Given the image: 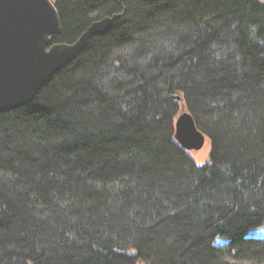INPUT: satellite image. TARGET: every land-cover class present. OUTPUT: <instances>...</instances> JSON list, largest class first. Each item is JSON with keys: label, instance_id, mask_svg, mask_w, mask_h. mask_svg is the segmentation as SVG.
<instances>
[{"label": "trees", "instance_id": "trees-1", "mask_svg": "<svg viewBox=\"0 0 264 264\" xmlns=\"http://www.w3.org/2000/svg\"><path fill=\"white\" fill-rule=\"evenodd\" d=\"M52 1L51 43L120 18L0 113V264H264V0Z\"/></svg>", "mask_w": 264, "mask_h": 264}, {"label": "water", "instance_id": "water-1", "mask_svg": "<svg viewBox=\"0 0 264 264\" xmlns=\"http://www.w3.org/2000/svg\"><path fill=\"white\" fill-rule=\"evenodd\" d=\"M119 18L114 14L92 22L71 44L51 43L61 33L51 0H0V113L29 105L92 37L105 34ZM174 139L185 152L198 151L205 143L185 111L176 117Z\"/></svg>", "mask_w": 264, "mask_h": 264}, {"label": "rangeland", "instance_id": "rangeland-1", "mask_svg": "<svg viewBox=\"0 0 264 264\" xmlns=\"http://www.w3.org/2000/svg\"><path fill=\"white\" fill-rule=\"evenodd\" d=\"M182 112H184V111H182ZM209 151H210V144L206 140L204 146L200 150L191 151V152H189V155L197 166H204V165L209 164ZM248 236L255 238V239L264 240V226L258 227L256 229L250 231L248 233ZM214 245L216 247H224L225 241L223 239L216 238L214 240Z\"/></svg>", "mask_w": 264, "mask_h": 264}, {"label": "bare ground", "instance_id": "bare-ground-1", "mask_svg": "<svg viewBox=\"0 0 264 264\" xmlns=\"http://www.w3.org/2000/svg\"><path fill=\"white\" fill-rule=\"evenodd\" d=\"M95 21H97V20H95ZM78 55H79V54H78ZM78 55H77V56H78ZM77 56H76V57H77ZM76 57H75V58H76ZM75 58H74V59H75ZM70 62H71V61H70ZM70 62H68V63H70ZM68 63H67V64H68ZM67 64H66V65H67ZM66 65H65V66H66ZM65 66H64V67H65ZM64 67H63V68H64Z\"/></svg>", "mask_w": 264, "mask_h": 264}]
</instances>
